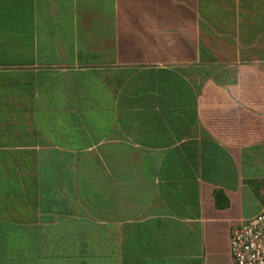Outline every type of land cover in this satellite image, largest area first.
I'll use <instances>...</instances> for the list:
<instances>
[{"label":"crops","instance_id":"obj_1","mask_svg":"<svg viewBox=\"0 0 264 264\" xmlns=\"http://www.w3.org/2000/svg\"><path fill=\"white\" fill-rule=\"evenodd\" d=\"M264 210V0H0V264H234Z\"/></svg>","mask_w":264,"mask_h":264},{"label":"built area","instance_id":"obj_2","mask_svg":"<svg viewBox=\"0 0 264 264\" xmlns=\"http://www.w3.org/2000/svg\"><path fill=\"white\" fill-rule=\"evenodd\" d=\"M229 252L234 264H264V210L231 228Z\"/></svg>","mask_w":264,"mask_h":264}]
</instances>
